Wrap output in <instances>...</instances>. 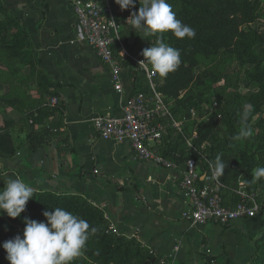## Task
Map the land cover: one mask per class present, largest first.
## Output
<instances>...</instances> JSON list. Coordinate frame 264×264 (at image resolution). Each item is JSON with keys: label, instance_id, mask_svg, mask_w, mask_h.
Here are the masks:
<instances>
[{"label": "crops", "instance_id": "1", "mask_svg": "<svg viewBox=\"0 0 264 264\" xmlns=\"http://www.w3.org/2000/svg\"><path fill=\"white\" fill-rule=\"evenodd\" d=\"M2 1L27 29L36 59L57 82L64 108L56 109L52 97L39 89L29 61L8 59L0 47V184L11 176L34 189L59 192L62 184L69 186L103 209L118 234L136 237L157 256L184 264L249 262L262 221L244 217L225 225H191L182 217L190 202L179 187L185 163L167 167L137 159L129 143L103 139L93 124L99 113L121 112L133 90L139 68L128 59L142 53L146 38L131 30L130 17L144 0H136L123 16L115 0H109L123 41L118 51L127 54L122 92L114 88L95 50L76 40L83 30L70 0ZM7 42L0 36V46ZM33 129L47 130L48 142L30 149ZM160 143L151 141L157 150ZM197 170L201 173L200 164Z\"/></svg>", "mask_w": 264, "mask_h": 264}, {"label": "trees", "instance_id": "2", "mask_svg": "<svg viewBox=\"0 0 264 264\" xmlns=\"http://www.w3.org/2000/svg\"><path fill=\"white\" fill-rule=\"evenodd\" d=\"M167 2L171 4L177 19H180L184 24L195 29L196 33L194 38L185 37L183 39L175 37L170 31L162 35V39L165 43L178 49L180 52L181 63L177 70L163 77L164 81L158 85V88L163 92L168 102H171L170 100L173 98L176 99V102L171 106L172 112L174 114L184 115L187 112L188 105L194 103L196 99H200L203 95L202 92L200 93V91L193 88L194 85H190L193 79L192 69L198 63L197 56L199 54L209 55L219 53H233L242 63H252L253 68L249 70V73L252 80L259 86V90L255 92V94L260 100L255 106L254 111L257 112L262 110L264 106V47L255 46L262 42L261 33L256 28L250 25H247V28H240L239 26L241 16L238 13L241 11L242 5L245 6L246 3L241 2L242 5H236L232 0H167ZM247 6L248 8L244 13L246 15H256V7H252L249 4ZM125 12V9L121 10L119 16H123ZM0 13L4 14V17L0 18V36L8 39L7 43L0 46L3 53H5L8 59L15 58L14 60H16L20 57L21 59L29 61L32 65L33 77L39 89L56 99V101L53 102L51 98V102L56 109L63 110L64 102L57 98V82L42 69L40 60L36 59L27 29L21 24L20 19L8 10L2 0H0ZM156 42V36H149L148 39L146 38L145 48H150L152 44L155 45ZM114 50L117 54L118 46H115ZM247 58L250 60H246ZM128 60L133 68L136 67L133 61L130 59ZM124 61L125 59H122L121 63L123 64ZM209 73L210 72H205V75ZM139 74L136 79H134L136 81L131 93H136L138 91L148 92L149 90V83L145 73L139 69ZM229 74L231 77L230 75L227 76L230 78L226 79L228 84L224 85V92L232 87V73ZM181 91H185L183 95L180 94L182 93ZM223 105L226 107L227 124L232 125V118L235 116L237 108L231 104ZM49 109L50 108H46L45 110ZM216 119L215 116L211 115L209 120L201 122L198 128L199 133L193 139L198 147L209 137L212 128L218 122ZM203 125L205 127H203ZM259 127L263 129V142L259 150L264 153V120L262 121V126L259 125ZM236 141L237 140L227 139L224 141L226 143H224L221 138H218V136L214 134L207 143L208 151L206 156L201 158L198 153L194 154L197 158V165H201V175L210 170L208 160L216 159L218 156L223 160L227 155L232 153L231 149L236 150V148L239 147L238 141ZM28 142L30 149H35L44 145L48 142L47 130L33 129L29 133ZM158 150L177 164L181 161L185 163L186 160L190 158V154L185 155L184 150L177 142H171L166 139V137L162 138ZM239 162L243 170L251 177L253 167L243 163L241 158ZM226 165L228 166L220 177L231 190V186H229L230 182L238 176L239 172L237 168L232 169L231 164ZM252 165L254 166L255 163ZM199 180L200 183H203L201 177ZM4 186L5 183L0 184V191H2ZM124 187L123 185L118 186L119 189ZM62 188L63 189L59 192L52 189L32 188L34 193L33 199L27 202L26 210L21 213L20 217L11 218L8 217L6 213L2 215L11 223L10 228L16 226L25 227V217L37 221H46L43 212L54 211V208L57 207L65 209L73 215L86 220L90 224V228H94L95 231L91 232L90 230L86 245L81 251L85 258L80 261L73 260L71 264H88V261L94 264H161L162 260L171 259L169 255L157 256L147 250L136 237L118 234L113 229L110 220L105 216L103 209L93 204L82 194L72 193L69 186L67 187L62 184ZM236 199L238 200L239 197ZM248 218H257L264 224V206L261 207L255 216ZM262 235H264V228L261 232V236ZM256 253L257 244L255 240L254 251L250 260ZM214 258L215 257H212V259ZM172 259L177 263H182L175 258ZM5 264H10V262Z\"/></svg>", "mask_w": 264, "mask_h": 264}, {"label": "rangeland", "instance_id": "3", "mask_svg": "<svg viewBox=\"0 0 264 264\" xmlns=\"http://www.w3.org/2000/svg\"><path fill=\"white\" fill-rule=\"evenodd\" d=\"M232 2L236 5L246 3L245 6L242 5L241 11L238 13L241 16L239 26L247 28L246 26L250 25L256 28L261 33L262 42L255 46L264 47V0H232ZM248 4L256 7V15L244 13ZM120 38L122 44H119L118 47L123 46L122 37ZM197 60V65L192 69L193 79L190 85H194L193 88L202 92L203 95L188 105L184 115L174 114L171 110L172 116L179 122V125L172 126L173 123H171L164 137L171 142H177L184 150V154H190V157L195 158L196 162L197 158L194 154L198 153L199 157L204 158L208 151L207 143L214 134L223 142L227 139L237 140L239 147L236 150L231 149L232 153L223 159L225 164H231L232 169L237 168L239 172L238 176L230 182L231 190L222 181L220 175H215L216 159L208 160L210 170L207 173L212 175L209 186L216 188L226 203H236L239 200L236 198H240L241 193L245 192L253 197L261 208L264 206V177L256 179L254 172L257 168H264V153L259 150L263 142V129H260L259 125L262 126L264 120V106L262 110L254 111L260 100L255 94L259 90V86L252 80L249 73L253 65L251 62L242 63L233 53L199 54ZM205 72L210 73L205 75ZM229 73H232V87L230 85L229 90L224 92L223 87L228 84L226 79L231 77ZM229 75L230 77H227ZM158 78L161 84L164 79L159 75ZM181 92L180 94L183 95L185 91ZM170 101V105L173 106L176 99L173 98ZM223 104H231L237 108L236 114L232 118V125L227 124L226 107ZM211 115L215 116L218 122L212 128L209 137L198 147L193 139L199 133L198 128L201 122L209 120ZM203 127L205 126L203 125ZM248 130L252 134L246 137L243 133ZM240 158L243 163L253 167L251 177L243 170L239 162ZM253 163H255L254 166ZM10 227L9 220L4 215H0V264L9 262L6 259V250L2 247L3 242L14 238L17 234L22 236L25 228L24 226ZM256 244L257 253L247 264H264V235L258 236ZM84 258V254L81 252L80 256L74 260L80 261ZM88 264L94 263L88 261Z\"/></svg>", "mask_w": 264, "mask_h": 264}, {"label": "built area", "instance_id": "4", "mask_svg": "<svg viewBox=\"0 0 264 264\" xmlns=\"http://www.w3.org/2000/svg\"><path fill=\"white\" fill-rule=\"evenodd\" d=\"M83 33L76 39L88 43L101 61L108 66L114 88L123 91L121 60L126 52L115 53V46L122 44L113 9L109 0H70ZM76 40H71L75 42ZM142 54L131 56L130 60L142 70L149 80V91L130 93L124 101L121 112L99 113L92 120L99 135L114 142L130 144L134 156L140 160H152L164 166L175 167L177 163L151 145V141L162 140L168 126L179 125L171 112L170 102L158 88L159 78L155 70L145 61ZM55 102L56 99L52 98ZM97 171V170H95ZM195 158L185 162L179 181L181 193L189 199V207L182 216L191 225L197 226L208 221L229 224L238 218L253 217L261 209L258 202L242 192L234 204L226 203L216 188H210L212 175L204 174L203 183L199 179ZM161 264L177 263L174 259L162 260Z\"/></svg>", "mask_w": 264, "mask_h": 264}, {"label": "clouds", "instance_id": "5", "mask_svg": "<svg viewBox=\"0 0 264 264\" xmlns=\"http://www.w3.org/2000/svg\"><path fill=\"white\" fill-rule=\"evenodd\" d=\"M121 10L134 8L136 0H115ZM141 5V4H140ZM131 30H139L141 36L148 39L156 36L157 42L150 48H145L142 55L152 66L155 73L166 77L179 67L180 52L165 43L162 35L171 32L177 38H194L195 29L177 19L171 4L167 0H144L138 12L131 15ZM251 131L243 133L251 136ZM228 165L218 156L214 164L215 175L224 173ZM254 177H264V168H257ZM33 189L19 178L9 176L5 179V186L0 191V215L6 213L8 217L17 218L26 210L27 202L33 199ZM46 221L24 218L23 235L3 242L6 259L10 264H71L79 257L86 241L94 228L90 224L62 208L43 212Z\"/></svg>", "mask_w": 264, "mask_h": 264}]
</instances>
